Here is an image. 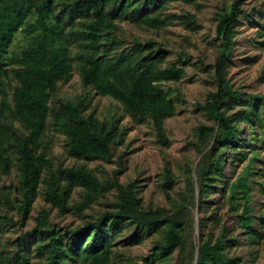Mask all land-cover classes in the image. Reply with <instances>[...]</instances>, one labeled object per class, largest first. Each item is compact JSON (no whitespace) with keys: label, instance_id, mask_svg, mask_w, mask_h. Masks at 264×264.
<instances>
[{"label":"rangeland","instance_id":"374dc122","mask_svg":"<svg viewBox=\"0 0 264 264\" xmlns=\"http://www.w3.org/2000/svg\"><path fill=\"white\" fill-rule=\"evenodd\" d=\"M72 1L55 0L59 9ZM151 1L127 0L124 15L104 30L101 40L114 41L106 52L109 57L151 55L154 69L181 70L176 79L155 82L174 105L163 121L165 141L159 140L150 116H135L120 101L81 84L80 68L90 50L75 34L83 22L77 17L69 28L72 76L58 82L51 95L50 117L39 150L50 159V166L42 170L35 194L27 193L31 205L26 213L15 149L8 141L4 144L10 170L0 181V264L19 250L25 253L27 264H44L47 255L39 252L38 245L50 240L49 229L64 245L71 238L83 245L90 242L95 234L92 224L114 210L116 185L132 186L141 211L137 219L116 227L119 231L106 264H196L199 245L205 240L221 241L222 251L232 258L229 264H264V0H243L231 24L223 79L234 97L221 108L236 127L238 140L225 145L216 142L219 128L208 116L207 104L217 89L214 64L223 50L216 25L233 0H153L156 5L150 7ZM147 16L162 19L164 25L150 26L145 23ZM23 37L15 35L10 51L22 49ZM16 83L11 70L2 79L8 102ZM79 101L84 117L92 114L114 128L109 158L82 160L69 154L67 137L54 118L61 103ZM248 111L250 119H243ZM13 127L24 132L18 122ZM218 158L222 173L215 175L213 163ZM71 167L89 171L97 189L89 190L93 203L78 211L76 205L88 190L74 186L69 211L60 213L47 200L45 181L50 171L62 174ZM245 216L251 217L249 227L243 223ZM174 220L179 222L180 243L171 252L152 258ZM145 221L151 222L149 229ZM109 224L104 222L101 229ZM252 229L260 236L250 233ZM39 230L43 236L37 235ZM69 259L66 264L83 260Z\"/></svg>","mask_w":264,"mask_h":264},{"label":"trees","instance_id":"16d2710c","mask_svg":"<svg viewBox=\"0 0 264 264\" xmlns=\"http://www.w3.org/2000/svg\"><path fill=\"white\" fill-rule=\"evenodd\" d=\"M126 1L74 0L59 9L55 0H0V181L2 175L10 170L9 157L3 154L4 144L8 141L15 149L20 187L26 195L23 206L25 213L31 205L27 193L35 194L41 182L42 170L50 166V159L39 150L50 117L51 95L57 90L58 82H65L72 76L69 53L72 30L69 31V28L75 25L77 17L83 22L75 34L88 43L90 50L80 68L81 84L120 101L135 116H150L159 140L165 141L163 121L174 105L155 82L176 79L181 70L172 67L156 70L151 55L135 57L133 53H118L109 57L106 52L112 49L114 41L103 43L101 40L104 30L114 27L115 20L124 15L126 7L123 8V5ZM242 1L233 0L229 11L222 15L216 25V34L222 41L223 50L214 64L217 89L209 96L207 114L219 128L215 138L222 145L234 144L238 140L236 127L221 106L234 97V93L224 86L223 75L231 47V24L241 9ZM155 5L152 0L150 7ZM145 23L153 27L164 25L162 19L149 16L145 17ZM17 33L23 34L25 45L19 51H10ZM106 46L108 48L103 51ZM140 49V46L136 48ZM10 70L17 83L12 88L8 102L2 79ZM82 107L80 101L61 103L54 118L55 124L61 127L67 137L69 154L82 160L109 158L111 144L116 136L114 128L107 127L92 114L84 117ZM247 118L250 119L249 111L243 116V119ZM13 122H18L24 132L15 129ZM209 129L212 130V127ZM221 161L218 158L213 163L215 175L222 173ZM45 182L47 200L60 213L69 211L68 202L74 186L88 190L83 201L76 205L78 211L88 208L94 201L89 190L97 189L96 181L82 167H71L62 174L50 171ZM116 187L118 200L113 206L114 210L92 224L95 234L90 236V242L83 245L80 239L71 238L64 245L52 230H48L50 240H42L38 245L39 252L47 255L44 264H66L67 258L71 261L82 258L80 264L107 263L110 245L119 231L116 227L126 220L137 219L141 211L131 185ZM247 212L248 206L245 207ZM242 220L246 227L250 226V216ZM106 221H110V224L101 229ZM261 221L264 223V218ZM40 224L45 225V222ZM144 225L147 229L152 226L150 221H145ZM177 226L179 222L172 221L164 244L152 258L171 252L180 243L181 235ZM249 232L260 236L256 230ZM37 235L43 236L42 230ZM24 254L19 250L5 264H27ZM231 261L232 258L222 251L221 241L212 243L205 240L199 245L196 264H229Z\"/></svg>","mask_w":264,"mask_h":264}]
</instances>
